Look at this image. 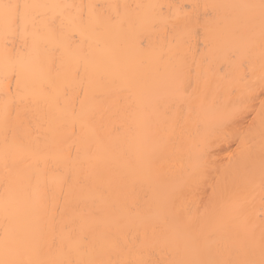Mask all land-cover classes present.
<instances>
[{
	"label": "bare ground",
	"instance_id": "obj_1",
	"mask_svg": "<svg viewBox=\"0 0 264 264\" xmlns=\"http://www.w3.org/2000/svg\"><path fill=\"white\" fill-rule=\"evenodd\" d=\"M261 4L0 0V262L258 264Z\"/></svg>",
	"mask_w": 264,
	"mask_h": 264
},
{
	"label": "snow or ice",
	"instance_id": "obj_2",
	"mask_svg": "<svg viewBox=\"0 0 264 264\" xmlns=\"http://www.w3.org/2000/svg\"><path fill=\"white\" fill-rule=\"evenodd\" d=\"M261 7L264 8V0H262ZM4 8H5V18H6V20L10 21L12 19V12L10 10L13 8V6L12 5H5ZM261 256H262V258L258 262V264H264V251H262ZM0 264H3V262H0ZM245 264H257V262L250 260V261L245 262Z\"/></svg>",
	"mask_w": 264,
	"mask_h": 264
}]
</instances>
